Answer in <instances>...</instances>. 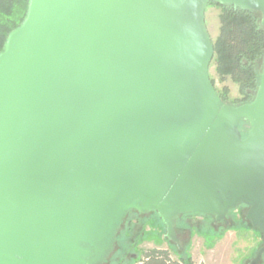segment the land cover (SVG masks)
I'll list each match as a JSON object with an SVG mask.
<instances>
[{"label": "water", "instance_id": "1", "mask_svg": "<svg viewBox=\"0 0 264 264\" xmlns=\"http://www.w3.org/2000/svg\"><path fill=\"white\" fill-rule=\"evenodd\" d=\"M208 1L28 0L0 52V264H101L131 210L172 236L179 215L239 204L258 264L264 52L253 99L221 103ZM216 1L264 27V0Z\"/></svg>", "mask_w": 264, "mask_h": 264}, {"label": "rangeland", "instance_id": "2", "mask_svg": "<svg viewBox=\"0 0 264 264\" xmlns=\"http://www.w3.org/2000/svg\"><path fill=\"white\" fill-rule=\"evenodd\" d=\"M203 23L214 42L220 27L221 9L206 4ZM206 73L217 91L227 89L228 101L241 95L238 84L229 75L220 80L212 59ZM248 206L239 204L217 221L212 215L182 214L174 222L173 235L155 211L127 213L116 232L112 252L101 264H138L145 250L164 248L173 258L191 257L201 264H249L262 246L261 233L245 219ZM258 264H264V252Z\"/></svg>", "mask_w": 264, "mask_h": 264}, {"label": "trees", "instance_id": "3", "mask_svg": "<svg viewBox=\"0 0 264 264\" xmlns=\"http://www.w3.org/2000/svg\"><path fill=\"white\" fill-rule=\"evenodd\" d=\"M221 9L220 27L214 42L211 41L212 55L206 64L214 59L215 70L220 80L227 75L239 86L240 97L228 101L227 89L215 90L221 103L233 106L250 102L259 83L260 58L264 52V27L260 24L259 13L251 9L234 7L232 4H220L209 0ZM28 7V0H0V52L4 42L13 29L21 23ZM240 129L243 136L248 130V122L242 121ZM138 264H201L191 257L173 258L171 252L164 248H150L144 251Z\"/></svg>", "mask_w": 264, "mask_h": 264}]
</instances>
